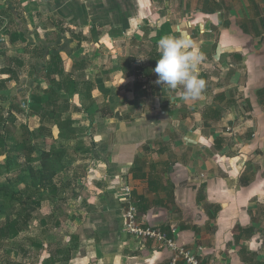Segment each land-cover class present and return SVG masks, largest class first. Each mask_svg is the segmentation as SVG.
Listing matches in <instances>:
<instances>
[{
  "label": "crops",
  "instance_id": "crops-1",
  "mask_svg": "<svg viewBox=\"0 0 264 264\" xmlns=\"http://www.w3.org/2000/svg\"><path fill=\"white\" fill-rule=\"evenodd\" d=\"M263 16L264 0H0V118L75 132L66 264H169L125 231V185L202 264H264ZM166 35L203 55L195 101L156 83Z\"/></svg>",
  "mask_w": 264,
  "mask_h": 264
},
{
  "label": "trees",
  "instance_id": "trees-1",
  "mask_svg": "<svg viewBox=\"0 0 264 264\" xmlns=\"http://www.w3.org/2000/svg\"><path fill=\"white\" fill-rule=\"evenodd\" d=\"M58 54V53H57ZM53 93H50V97ZM42 101V97L37 98ZM32 98L30 109L36 107ZM47 103L51 104L52 101ZM57 108L46 111L45 117H52ZM11 123L9 127L6 124ZM14 121L8 118H0V125L4 128L0 132V176H4V182L0 183V252L2 264H20L10 257L9 243L21 237L22 232L28 230L33 212L42 208L45 200H55L58 193V185L55 178L66 167L70 166V157L63 146L68 144L74 135L69 121L57 119L56 126L61 128L59 137L54 135L44 125L31 131L26 125L22 126V132L18 134L13 127ZM17 132V134H16ZM52 136V146H48L47 138ZM61 143L56 147V144ZM48 147V148H46ZM26 167V168H25ZM25 168V169H24ZM172 237L171 231L162 230ZM65 251V261L71 257L72 248L60 246L58 252ZM59 260L53 255L44 259L42 264H58Z\"/></svg>",
  "mask_w": 264,
  "mask_h": 264
},
{
  "label": "rangeland",
  "instance_id": "rangeland-1",
  "mask_svg": "<svg viewBox=\"0 0 264 264\" xmlns=\"http://www.w3.org/2000/svg\"><path fill=\"white\" fill-rule=\"evenodd\" d=\"M18 103H20V106L21 104L23 106L21 113L22 111L26 114L29 113L27 97L20 100V102L18 101ZM25 121H27L26 124L29 126V121L21 118V120L17 119L15 124L13 123V127L15 125L18 130L19 126V130L22 132V126L25 124ZM6 125L10 127L12 124L8 123ZM55 129L58 136L61 128L56 126L54 131ZM2 130V125H0V132H2ZM52 144L51 141H48V146H52ZM60 145L61 143L57 142L56 147ZM63 147L67 149L68 152L69 146L64 144ZM70 153H73L72 149ZM70 153L68 152V159L71 155ZM68 169L69 166L55 178V182L60 190V193H57L60 201L59 205L62 206V208L52 207L49 203H46L43 212L40 210L33 212L28 230L22 232L19 239L9 243V248L11 249L10 257L13 261H17L20 264H41V262L43 263L44 259L48 258L49 255H54L56 259L59 260V264H66L65 251L58 252V249L60 246L63 248L66 247L65 236L68 235V232L74 227L72 224V216L70 218V213H68L70 208L68 207L67 209L68 203H66V198L68 195H61L64 192L71 193L70 188L68 187L70 185H68L67 182H69L70 179H73L74 175L72 174V171L68 172ZM5 177L6 175L0 176V183L4 182ZM124 187H126V185L122 186L121 189ZM53 210H55V213L52 214L51 211ZM2 258L0 252V264H2Z\"/></svg>",
  "mask_w": 264,
  "mask_h": 264
},
{
  "label": "clouds",
  "instance_id": "clouds-1",
  "mask_svg": "<svg viewBox=\"0 0 264 264\" xmlns=\"http://www.w3.org/2000/svg\"><path fill=\"white\" fill-rule=\"evenodd\" d=\"M157 46L160 58L154 69L158 76L156 83L179 90L177 94L185 101L201 98L206 81L199 74L203 55L195 50V42L184 35H166L158 40Z\"/></svg>",
  "mask_w": 264,
  "mask_h": 264
},
{
  "label": "built area",
  "instance_id": "built-area-1",
  "mask_svg": "<svg viewBox=\"0 0 264 264\" xmlns=\"http://www.w3.org/2000/svg\"><path fill=\"white\" fill-rule=\"evenodd\" d=\"M264 18V16H263ZM28 101V107H29ZM23 107V106H22ZM125 203V231L135 237L141 243L146 240L157 241L161 248L173 251L169 264H202L196 255L183 245H178L174 239L175 230L171 231L172 237L162 230L149 225L140 215L137 205L133 201V190L126 186L122 189ZM224 264V263H219Z\"/></svg>",
  "mask_w": 264,
  "mask_h": 264
},
{
  "label": "water",
  "instance_id": "water-1",
  "mask_svg": "<svg viewBox=\"0 0 264 264\" xmlns=\"http://www.w3.org/2000/svg\"><path fill=\"white\" fill-rule=\"evenodd\" d=\"M201 28H202V25H201ZM220 54H221V49H220V47H219L218 50H217V52H216V56H215L214 58H215L216 60H218Z\"/></svg>",
  "mask_w": 264,
  "mask_h": 264
}]
</instances>
